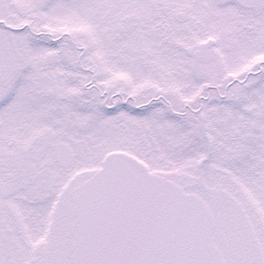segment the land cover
Listing matches in <instances>:
<instances>
[{"label": "snow or ice", "instance_id": "snow-or-ice-1", "mask_svg": "<svg viewBox=\"0 0 264 264\" xmlns=\"http://www.w3.org/2000/svg\"><path fill=\"white\" fill-rule=\"evenodd\" d=\"M0 264H264V0H0Z\"/></svg>", "mask_w": 264, "mask_h": 264}]
</instances>
